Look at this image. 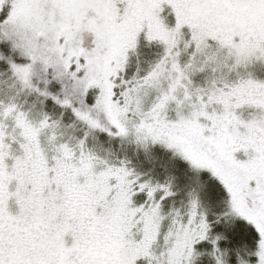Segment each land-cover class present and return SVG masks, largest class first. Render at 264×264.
<instances>
[{"label": "snow or ice", "instance_id": "snow-or-ice-1", "mask_svg": "<svg viewBox=\"0 0 264 264\" xmlns=\"http://www.w3.org/2000/svg\"><path fill=\"white\" fill-rule=\"evenodd\" d=\"M0 264H264V0H0Z\"/></svg>", "mask_w": 264, "mask_h": 264}]
</instances>
